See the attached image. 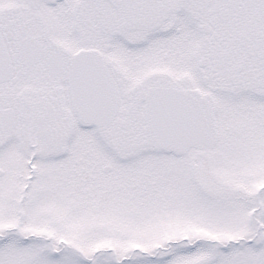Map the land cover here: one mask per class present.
Segmentation results:
<instances>
[{
  "label": "snow or ice",
  "instance_id": "6c2138e0",
  "mask_svg": "<svg viewBox=\"0 0 264 264\" xmlns=\"http://www.w3.org/2000/svg\"><path fill=\"white\" fill-rule=\"evenodd\" d=\"M0 264H264V0H0Z\"/></svg>",
  "mask_w": 264,
  "mask_h": 264
}]
</instances>
